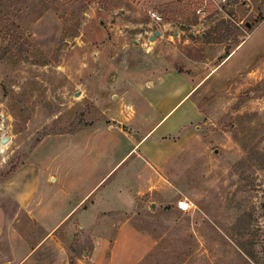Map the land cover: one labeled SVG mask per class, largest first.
Returning <instances> with one entry per match:
<instances>
[{
    "label": "rangeland",
    "instance_id": "1",
    "mask_svg": "<svg viewBox=\"0 0 264 264\" xmlns=\"http://www.w3.org/2000/svg\"><path fill=\"white\" fill-rule=\"evenodd\" d=\"M171 1L0 0V149L9 138L0 153V242L13 227L30 248L44 235L23 216L13 219L1 186L43 139L104 121L126 91L133 122L150 129L182 96L159 89V77L181 70L203 80L193 96L200 118L164 169L175 198L140 201L131 219L157 241L142 264H264V0H228L206 18L194 0ZM206 33L224 41L204 42ZM218 45L227 54L241 47L226 62ZM187 109L180 104L160 132L184 122ZM53 149L47 141L33 158L47 161ZM183 200L190 212L178 209ZM80 226L72 220L55 234L70 264H106L89 260Z\"/></svg>",
    "mask_w": 264,
    "mask_h": 264
},
{
    "label": "crops",
    "instance_id": "2",
    "mask_svg": "<svg viewBox=\"0 0 264 264\" xmlns=\"http://www.w3.org/2000/svg\"><path fill=\"white\" fill-rule=\"evenodd\" d=\"M262 28L264 21L257 26ZM177 35L180 37L174 33ZM240 47L229 54L223 45L215 50L218 57L226 54L224 60L228 62ZM202 83L181 70L159 77V89L182 92L163 120L180 104H188L185 121L170 123L162 132L167 123L163 120L145 131L146 122H133L137 113L128 102L131 92L126 91L114 111H104V121L43 139L34 154L50 141L54 149L49 150L47 161L38 162L31 154L1 186L13 219L23 216L28 223L37 224L44 235L30 248L16 228L8 229L2 238L5 241L0 242V264H70L55 234L72 220L81 224L83 242L91 243L92 263L142 264L157 241L131 219L140 201L153 205L156 197L162 202L175 198L176 191L170 188L164 169L182 148L190 128L198 123L194 121L200 112L193 96ZM139 89L146 94L149 90L143 86Z\"/></svg>",
    "mask_w": 264,
    "mask_h": 264
},
{
    "label": "built area",
    "instance_id": "3",
    "mask_svg": "<svg viewBox=\"0 0 264 264\" xmlns=\"http://www.w3.org/2000/svg\"><path fill=\"white\" fill-rule=\"evenodd\" d=\"M194 2V4H192ZM191 4L194 7L195 13L199 17L206 18L210 15L208 10L210 8H224L228 5V0H194ZM149 18L156 24L163 23V16L160 13L150 10L148 12ZM178 209L182 212H190L192 209V203L188 200H183L178 203Z\"/></svg>",
    "mask_w": 264,
    "mask_h": 264
},
{
    "label": "water",
    "instance_id": "4",
    "mask_svg": "<svg viewBox=\"0 0 264 264\" xmlns=\"http://www.w3.org/2000/svg\"><path fill=\"white\" fill-rule=\"evenodd\" d=\"M247 26H248L249 28L251 27L250 24H247ZM160 36H161V32L158 31V32H156L155 35L151 38V40H154L155 37H160ZM77 96H79V94H77ZM8 142H9V138L3 137V138L1 139V143L4 144V145H5V144H8ZM2 232H3L2 221H1V219H0V236H1Z\"/></svg>",
    "mask_w": 264,
    "mask_h": 264
},
{
    "label": "trees",
    "instance_id": "5",
    "mask_svg": "<svg viewBox=\"0 0 264 264\" xmlns=\"http://www.w3.org/2000/svg\"><path fill=\"white\" fill-rule=\"evenodd\" d=\"M204 42L207 43H222L224 40H221V38H212L211 34H205V36L202 38Z\"/></svg>",
    "mask_w": 264,
    "mask_h": 264
},
{
    "label": "bare ground",
    "instance_id": "6",
    "mask_svg": "<svg viewBox=\"0 0 264 264\" xmlns=\"http://www.w3.org/2000/svg\"><path fill=\"white\" fill-rule=\"evenodd\" d=\"M7 145H8V144H5V145L2 144V145H1L0 153H3V152H4V150H5V148L7 147Z\"/></svg>",
    "mask_w": 264,
    "mask_h": 264
}]
</instances>
